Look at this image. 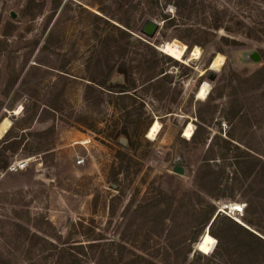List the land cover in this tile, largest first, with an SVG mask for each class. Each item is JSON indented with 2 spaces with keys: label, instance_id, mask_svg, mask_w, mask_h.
I'll return each mask as SVG.
<instances>
[{
  "label": "rangeland",
  "instance_id": "rangeland-1",
  "mask_svg": "<svg viewBox=\"0 0 264 264\" xmlns=\"http://www.w3.org/2000/svg\"><path fill=\"white\" fill-rule=\"evenodd\" d=\"M122 1L0 0V124L8 119L12 130L0 171L27 162L0 181V264H69L67 257L75 264H143L133 254L152 259L166 241L148 237L155 225L134 221L135 211L162 192H199L214 217L264 239V121L257 115L264 106V0H191L177 18L181 26L146 16L157 0ZM167 12L176 15L173 6ZM129 19L137 25L131 35L119 22ZM148 19L160 24L152 39L140 33ZM218 20L226 30L214 29ZM187 28L204 32L203 47L188 48L182 61L161 52L172 40L188 47ZM196 47L201 56L191 61ZM219 55L224 64L211 71ZM151 74L172 82L144 85ZM128 79L136 83L130 96L107 89ZM204 82L211 90L200 100ZM242 114L252 119L246 143L257 152L230 138ZM155 122L160 130L151 140ZM189 124L194 134L185 139ZM252 168L258 171L245 178ZM204 173L220 199L199 191ZM36 228L60 235L63 247L46 246ZM207 229L196 264L217 245ZM182 233L192 238L189 225ZM196 245L183 264L193 262Z\"/></svg>",
  "mask_w": 264,
  "mask_h": 264
},
{
  "label": "trees",
  "instance_id": "trees-1",
  "mask_svg": "<svg viewBox=\"0 0 264 264\" xmlns=\"http://www.w3.org/2000/svg\"><path fill=\"white\" fill-rule=\"evenodd\" d=\"M123 1L126 2V0ZM123 1L122 3H119V5H122ZM190 1L191 0H157V3L151 1L150 5L152 6H150L148 12L145 13L146 16H156L158 14L163 21H166L171 25L181 26L184 25L179 24L183 20V17L180 15L183 7L188 6L191 8L192 5L196 3L195 0H192L191 5ZM130 6L133 7V4ZM169 6H173V8H175V14L177 17L176 15L172 16L167 12ZM210 11H213L211 18L213 19L214 17L215 20L214 13L218 12V10H216L215 7H212ZM126 13L127 11H124L125 15ZM178 17L181 21L177 19ZM119 22L126 28L124 32L127 35H131V32L137 28V25L133 26L132 19ZM213 27L215 30H226L219 20L216 21L215 26ZM184 32H187L190 37V44L188 45L189 49L195 45L200 47L204 46V43L202 42V36L198 35V33H204L202 30L187 28L184 30ZM128 81V85L124 87L108 86L107 89L112 92L119 93V97L130 96V93L136 90V83L130 79H128ZM171 82L172 77L169 75L160 77V75L151 74L145 79L144 85L153 84L157 87L162 84L164 86H169ZM262 103L264 105L263 100ZM260 111H262V114H257L258 119L264 121V106ZM238 121L239 122L236 124V126L233 127L234 133H230V138L239 144H243L251 152H257L253 147L246 143V137L249 135L247 131H250L253 125L252 119L249 117V115L242 114ZM52 131L53 129L48 130L47 132L52 133ZM121 135L124 136L123 134ZM11 136L12 130H9L4 138L0 140V156H2V152L9 148L8 145L12 139L10 138ZM120 145L123 146L121 143ZM7 167L8 163H6L1 168ZM257 171V168H252L248 175H245V178L252 177V175ZM207 176L210 178L211 175L204 173L202 180L197 183L199 191L211 199H220L219 195L216 196L214 191H211V188H209V186L213 184L214 181H209ZM215 212V207L208 203L207 199H205L199 192L195 191L191 193H185L179 198L174 195H167L162 192L158 198L139 206V208L135 211L134 221L137 219H145L146 225L154 224V229L147 231L148 237H151V239L154 241H156V239L161 240L164 238L166 244L164 246L162 244H158L159 248L155 254L151 255L152 259H147L137 254H133V256L138 259L137 261L143 264H183L193 253V247L195 244H197L200 234H202L209 227L211 220L215 216ZM30 223V221H26V224ZM180 225L187 226V228L188 225L191 227L192 238L188 239L187 237L183 238L180 236V234L183 235L182 232L184 230L186 232L187 229L185 228L181 230ZM37 229L38 228H36V230ZM37 231L41 236H43V242L48 247H58L59 242L62 240L60 235L51 236L49 232H46L40 228ZM206 235L209 240H213L217 243V245L213 253H210V256L202 255V257L207 260L205 264H264L263 237L236 223L230 218L217 214L214 222L209 227V233L206 232ZM177 237L180 238L177 239ZM51 239H53L52 242ZM123 239L125 240V237H123ZM59 245L63 247V244ZM119 247L124 252L127 250L124 245H119ZM118 255L119 253H117V256ZM120 255V258H122L121 262H123L124 255H122L121 252ZM197 256L198 253L195 252L193 255V262L191 264L197 263ZM39 258L41 259V257ZM63 261L64 260H60L59 263L57 262L55 264H66V262ZM66 261L69 264H75L77 262L70 261L69 257H67ZM29 264H31V262H29ZM125 264L129 263L125 262Z\"/></svg>",
  "mask_w": 264,
  "mask_h": 264
},
{
  "label": "bare ground",
  "instance_id": "bare-ground-1",
  "mask_svg": "<svg viewBox=\"0 0 264 264\" xmlns=\"http://www.w3.org/2000/svg\"><path fill=\"white\" fill-rule=\"evenodd\" d=\"M188 47L185 46L179 40H172L171 42H167L160 47L161 52L165 55L173 58L176 61L184 60L186 51ZM201 56V49L196 47L191 52L190 58L191 61L199 59ZM224 64V57L219 55L218 58L212 63V67L210 68L211 71H218L220 70L221 66ZM211 86L207 82H204L198 89L196 95L197 98L200 100H206L210 94ZM11 122L8 119H5L0 124V138H2L10 129ZM160 124L155 122V124L150 128L148 132V138L151 140H155L159 134ZM194 134V127L192 124H189L184 131L183 137L185 139H191ZM83 144V143H82ZM232 210L239 211V206L232 207Z\"/></svg>",
  "mask_w": 264,
  "mask_h": 264
},
{
  "label": "water",
  "instance_id": "water-1",
  "mask_svg": "<svg viewBox=\"0 0 264 264\" xmlns=\"http://www.w3.org/2000/svg\"><path fill=\"white\" fill-rule=\"evenodd\" d=\"M12 16H15V15L12 14ZM159 29H160V24L158 22L148 19L145 21V23L141 27L140 33L143 34L144 36L152 39L156 36ZM252 59L255 61L259 60L258 55L256 53L252 54ZM216 77H217L216 73L213 72L212 80H215ZM122 143H124V142L122 141ZM175 171L178 172L179 174H183V169H181V168H176ZM214 220H215V217L212 219L210 225L214 222ZM210 225H209V227H210ZM206 232L209 233V228L207 229ZM199 244H200V241L196 245L195 252L199 251L198 250Z\"/></svg>",
  "mask_w": 264,
  "mask_h": 264
},
{
  "label": "built area",
  "instance_id": "built-area-1",
  "mask_svg": "<svg viewBox=\"0 0 264 264\" xmlns=\"http://www.w3.org/2000/svg\"><path fill=\"white\" fill-rule=\"evenodd\" d=\"M77 165L82 166L85 163V158L78 156ZM27 168V162L20 161L10 164L4 171H0V181L5 177L6 174L18 173L24 171Z\"/></svg>",
  "mask_w": 264,
  "mask_h": 264
}]
</instances>
